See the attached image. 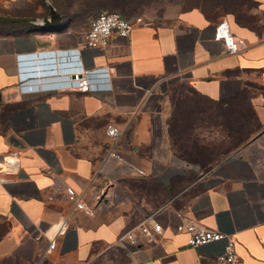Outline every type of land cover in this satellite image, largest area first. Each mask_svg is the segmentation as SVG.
Returning <instances> with one entry per match:
<instances>
[{
  "label": "crops",
  "instance_id": "obj_1",
  "mask_svg": "<svg viewBox=\"0 0 264 264\" xmlns=\"http://www.w3.org/2000/svg\"><path fill=\"white\" fill-rule=\"evenodd\" d=\"M48 1L61 17L53 28L0 24V264H217L223 241L188 246L180 220L231 234L241 264H264V0H126L129 36L112 32L102 48L82 34L107 9L90 4L109 0ZM0 13L48 8L0 0ZM220 20L243 49L214 37ZM76 68L86 90L69 79ZM173 80L213 100L243 94L255 130L207 168L182 169L161 102ZM5 154L18 165L2 168ZM65 186L85 207L46 251L42 231L71 209ZM147 215L160 224L151 238L118 239Z\"/></svg>",
  "mask_w": 264,
  "mask_h": 264
},
{
  "label": "rangeland",
  "instance_id": "obj_2",
  "mask_svg": "<svg viewBox=\"0 0 264 264\" xmlns=\"http://www.w3.org/2000/svg\"><path fill=\"white\" fill-rule=\"evenodd\" d=\"M223 1L236 4L242 0ZM161 91L162 104L170 106L167 123L171 124L173 153L198 169L241 144L257 126L243 94L213 100L177 80Z\"/></svg>",
  "mask_w": 264,
  "mask_h": 264
},
{
  "label": "built area",
  "instance_id": "obj_3",
  "mask_svg": "<svg viewBox=\"0 0 264 264\" xmlns=\"http://www.w3.org/2000/svg\"><path fill=\"white\" fill-rule=\"evenodd\" d=\"M131 22L127 17L119 14L116 11H99L95 14L88 23L86 30L82 34V42L85 46L90 48H102L107 44L109 35L113 32L121 37H128L131 29ZM213 35L218 38L226 52L235 53L245 47V42L242 37L232 33L229 30L227 22L220 20L213 25ZM69 79L76 82V86L81 90L88 88L87 73L82 69H74L69 72ZM105 131L109 136L116 137L119 134L117 126L107 124ZM112 154V152H110ZM5 167H15L18 165L17 156L5 154L1 160ZM182 169H190L195 166L189 162L180 161ZM137 171H140L136 168ZM64 195L71 204V209L68 212L61 213L57 216L43 231L47 239L46 251L54 248V237L62 234L68 227V217L73 208L84 209V203L80 196L75 193L72 187H64ZM177 231L184 230L187 233L186 244L191 247L198 246L211 240H222L223 248L217 257V264H241V260L234 249V239L231 234L221 232L217 228H206L199 225L196 221L185 222L178 221L175 224ZM160 230V224L151 218L150 215L145 216L140 222L134 224L125 230L120 236L119 240L131 245L137 244V233H140L146 238H151L152 235ZM43 259L41 255L37 264Z\"/></svg>",
  "mask_w": 264,
  "mask_h": 264
},
{
  "label": "water",
  "instance_id": "obj_4",
  "mask_svg": "<svg viewBox=\"0 0 264 264\" xmlns=\"http://www.w3.org/2000/svg\"><path fill=\"white\" fill-rule=\"evenodd\" d=\"M44 3L48 8L47 16H23L0 13V21L31 22L46 28H53L60 22L61 17L48 0H44Z\"/></svg>",
  "mask_w": 264,
  "mask_h": 264
},
{
  "label": "trees",
  "instance_id": "obj_5",
  "mask_svg": "<svg viewBox=\"0 0 264 264\" xmlns=\"http://www.w3.org/2000/svg\"><path fill=\"white\" fill-rule=\"evenodd\" d=\"M129 3L130 2L126 1V0H124V1H121V0H109V1H106L105 4L103 2L96 1V3L90 4V5L96 6V7H101V6L105 5V7L107 9H115V10L118 11V13H120L121 15L126 17V15H128L131 12V8H130ZM107 9H104V10L105 11H110V10H107ZM99 11H102V10H99ZM99 11H97V13ZM0 24L10 25V24H13V22L2 21V22H0Z\"/></svg>",
  "mask_w": 264,
  "mask_h": 264
}]
</instances>
